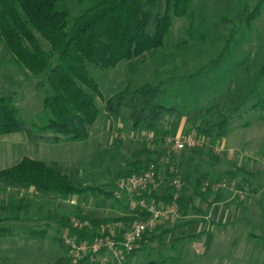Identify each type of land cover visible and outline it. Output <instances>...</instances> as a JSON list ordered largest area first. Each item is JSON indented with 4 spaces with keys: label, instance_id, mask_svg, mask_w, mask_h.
Wrapping results in <instances>:
<instances>
[{
    "label": "rangeland",
    "instance_id": "obj_1",
    "mask_svg": "<svg viewBox=\"0 0 264 264\" xmlns=\"http://www.w3.org/2000/svg\"><path fill=\"white\" fill-rule=\"evenodd\" d=\"M259 1L193 0V36L184 34L190 19L174 17L169 38L162 47L145 53L144 61L137 65V73H129L128 61L107 70L88 65L101 91V97L95 100L99 113L90 126V137L66 144H41L39 152L46 160L42 162L55 165L77 185L114 192L116 175L135 160L136 150L148 147L164 151L166 155L153 164L157 179L150 192L161 196L171 188L176 195L191 196L196 209L188 214L180 211L174 218L159 219L155 227L197 221L138 244L128 253L101 252L94 256L95 260L111 264H140L151 260H166L167 264H264V110L253 107L264 97V5L255 21L250 24L241 21V14L252 10ZM89 4V1L64 2L70 12L69 26ZM232 31L235 33L231 36ZM181 37L187 42L178 48L175 42ZM44 48L48 50L47 45ZM54 61H50L51 65ZM39 80L43 85L37 87ZM159 81H163L167 92L166 103L175 105L183 113L173 128L165 124V132L154 135L133 131L126 110L117 119L106 116L103 105L111 94L127 85ZM48 90L43 74H31L0 44V96L11 95L20 115L36 122L42 115V101ZM218 104H223L222 116L230 120L228 136L213 143L199 142L196 149L202 153L190 155L187 164L180 163L183 150L177 149L174 141L193 136L201 116ZM33 147L36 148L35 143L23 133L0 135V169L16 164L23 157L33 159ZM171 155L176 157L174 162ZM228 171H237L235 177L230 178ZM202 174L207 179L203 180L201 189L208 182L212 187L209 199L220 191L219 202L209 205L196 195V179ZM173 179L179 184H174ZM0 197L11 203L23 197L28 204L18 220L0 222L8 230L0 236V264H53L64 254L54 238L69 237L73 233L48 216L51 210L72 219H78L79 212L99 218L124 214L114 209L111 199L99 196L95 200L90 193L54 198L32 188H10L0 192ZM120 200L123 206L131 201L125 195ZM155 204L164 206L162 202ZM6 215L0 212V218ZM128 224L120 221L113 225V236H119ZM31 230L38 233H30ZM42 230L44 234H39ZM201 230L212 234L208 249L204 246L205 234L195 240H176L178 236Z\"/></svg>",
    "mask_w": 264,
    "mask_h": 264
},
{
    "label": "trees",
    "instance_id": "obj_2",
    "mask_svg": "<svg viewBox=\"0 0 264 264\" xmlns=\"http://www.w3.org/2000/svg\"><path fill=\"white\" fill-rule=\"evenodd\" d=\"M65 1L0 0V44L31 74H43L49 86L42 101V115L36 122H29L20 115V109L11 95L0 96V135L23 133L31 142L55 144L88 139L90 126L99 113L95 100L101 97L99 85L89 73V64L107 70L121 61H128L129 73H137V65L144 61L145 53L162 47L169 38L174 17L187 16L190 24L184 29V34L193 36V0H76L78 3L89 1L90 4L74 18L70 26V12L64 5ZM262 5L264 0H260L252 10L243 12L241 21L246 24L255 21ZM234 33L232 31L230 35ZM186 42L187 39L181 37L175 46L179 48ZM45 45L48 50L44 48ZM52 59H55L53 65L50 63ZM35 85L39 87L43 82L39 80ZM166 95L163 81L139 86L127 85L105 100L103 110L108 118L113 119H117L126 110L133 131L158 135L165 132V124L173 128L175 120L183 115L175 105L166 103ZM253 107L264 110V97ZM222 110L223 104L207 109L199 124L194 127L193 135L211 143L225 138L230 132V120L222 116ZM194 153L202 152L196 148H185L179 155L180 163L187 164L191 159L189 156ZM165 155L164 151L154 148H140L134 152L135 160L128 162L116 178L144 171ZM175 158L171 155L173 162ZM236 172L227 173L230 178H234ZM170 175L175 174L170 172ZM205 179V174L196 179L195 193L211 205L220 201L222 194L220 191L215 192L209 199L212 191L210 184L201 189ZM10 188H32L37 193L51 194L54 198L90 193L94 199L103 196L117 206L121 203L113 190L77 185L55 165H47L29 157H23L16 164L0 169V192H7ZM143 196L149 197L154 203L175 204L183 214L196 209L191 196L176 195L171 188L161 196L154 192H144ZM26 208L28 204L23 197L14 203L0 197V212L7 214L0 218V222L18 220L20 212ZM123 209L124 214L119 217L97 218L79 212L76 218L89 223L82 228L74 227L72 218L66 214L51 210L48 216L73 233L77 242L90 243L96 237L110 235L107 229L101 232V225L117 221L132 222L145 214L138 210L133 212L129 206ZM170 231L171 228L158 230L157 227L145 230L139 244L152 241ZM29 232L38 233L33 230ZM44 232L42 230L39 234ZM7 233L8 230L0 225V236ZM203 234L206 235L204 246L208 249L212 241L210 231H198L176 240H195ZM54 240L62 247L64 254L53 264H111L95 260L92 252L73 263L65 239L56 237ZM140 264H167V261L151 260Z\"/></svg>",
    "mask_w": 264,
    "mask_h": 264
},
{
    "label": "built area",
    "instance_id": "obj_3",
    "mask_svg": "<svg viewBox=\"0 0 264 264\" xmlns=\"http://www.w3.org/2000/svg\"><path fill=\"white\" fill-rule=\"evenodd\" d=\"M203 139L196 138L194 135L187 138H179L174 141L177 149L184 150L185 148H196L199 142ZM157 173L153 168V164L141 172H135L127 176H122L116 181V197L125 195L130 198L129 208L131 211L138 210L139 213H145L142 218L135 219L126 227L120 230L119 236L115 237L112 234L111 227L119 224L120 221L112 222L106 225H101L100 230L103 232L107 229L110 235L104 237H96L92 242L87 243L77 242L74 234L66 236L65 243L68 245V255L73 263L77 262L83 255L92 252L94 256L101 252H112L115 255L122 252H130L135 249L142 233L145 230H151L155 227L157 221L162 218H174L179 216L180 210L175 204H167L157 206L152 199L143 196L144 192L150 193L151 188L156 186ZM173 183L178 185L179 181L173 179ZM205 185H209L205 182ZM74 227L82 228L88 226L87 221L72 219ZM104 261V259H102ZM102 263V262H101Z\"/></svg>",
    "mask_w": 264,
    "mask_h": 264
},
{
    "label": "crops",
    "instance_id": "obj_4",
    "mask_svg": "<svg viewBox=\"0 0 264 264\" xmlns=\"http://www.w3.org/2000/svg\"><path fill=\"white\" fill-rule=\"evenodd\" d=\"M228 136V135H227ZM226 136V137H227ZM225 137V138H226ZM225 138H223V139H225ZM35 143V146H36V148L35 147H33V149H34V152H33V155H34V157H33V159H35V160H41V161H46L44 158H41L42 157V155H41V153L39 152L40 150H39V148H41V144H55V143H39V142H34ZM66 143H68V142H65V143H61V144H66ZM58 144V143H57ZM39 147V148H38ZM31 154H32V152H31ZM31 157V156H30ZM32 158V157H31ZM73 195H78V194H73ZM221 197H222V195H221ZM94 199V198H93ZM95 200H97V199H95ZM221 200V199H220ZM219 202V201H218ZM214 204V203H213ZM113 207H114V209L116 210V211H124V207L125 206H123V204H122V202L120 203V205H115L114 204V202H113ZM90 217H92V216H90ZM97 218H99V217H97ZM58 222V221H57ZM194 222H197V221H188L187 223L186 222H184V223H178V224H175L174 226H168V227H162V228H159L158 230H162V229H167V228H171V231L170 232H168L167 234H165V235H168V234H170V233H172V232H175L176 230H179V229H181V228H183V227H186V226H188L189 224H194ZM62 225V224H61ZM202 231V230H201ZM205 231V230H204ZM193 233H195V232H193ZM189 234H192V233H187V234H185V235H183V236H186V235H189ZM165 235H162V236H160V237H163V236H165ZM183 236H178L177 238H179V237H183ZM160 237H158V238H160ZM154 240V239H153ZM147 242V241H146Z\"/></svg>",
    "mask_w": 264,
    "mask_h": 264
}]
</instances>
